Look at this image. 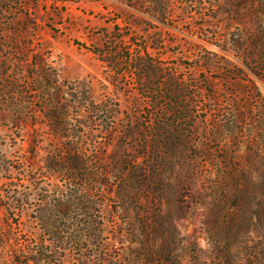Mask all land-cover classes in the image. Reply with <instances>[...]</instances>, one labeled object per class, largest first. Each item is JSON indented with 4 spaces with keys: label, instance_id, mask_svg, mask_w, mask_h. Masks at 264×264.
I'll use <instances>...</instances> for the list:
<instances>
[{
    "label": "rangeland",
    "instance_id": "obj_1",
    "mask_svg": "<svg viewBox=\"0 0 264 264\" xmlns=\"http://www.w3.org/2000/svg\"><path fill=\"white\" fill-rule=\"evenodd\" d=\"M76 182L57 264H264V0H0L1 217Z\"/></svg>",
    "mask_w": 264,
    "mask_h": 264
},
{
    "label": "trees",
    "instance_id": "obj_2",
    "mask_svg": "<svg viewBox=\"0 0 264 264\" xmlns=\"http://www.w3.org/2000/svg\"><path fill=\"white\" fill-rule=\"evenodd\" d=\"M69 159L75 164L83 163L79 152L73 153ZM36 190L42 196L34 216L39 233L24 240L12 232L10 219L1 217L6 205L0 194V264H57V248L82 246L88 244L90 238L100 239L102 236V199L96 192L80 182L67 187H36ZM17 202L19 206L24 205L23 201L16 199L13 206ZM98 243L101 244L100 240Z\"/></svg>",
    "mask_w": 264,
    "mask_h": 264
}]
</instances>
